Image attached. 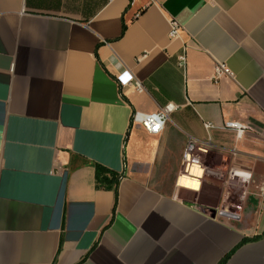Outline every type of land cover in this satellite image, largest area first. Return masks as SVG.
Returning <instances> with one entry per match:
<instances>
[{
    "label": "crops",
    "instance_id": "obj_1",
    "mask_svg": "<svg viewBox=\"0 0 264 264\" xmlns=\"http://www.w3.org/2000/svg\"><path fill=\"white\" fill-rule=\"evenodd\" d=\"M169 102L160 133L131 123ZM94 163L125 174L114 214ZM0 264H264V0H0Z\"/></svg>",
    "mask_w": 264,
    "mask_h": 264
},
{
    "label": "built area",
    "instance_id": "obj_2",
    "mask_svg": "<svg viewBox=\"0 0 264 264\" xmlns=\"http://www.w3.org/2000/svg\"><path fill=\"white\" fill-rule=\"evenodd\" d=\"M180 24L178 21L174 19L169 20V38L174 39L179 37ZM178 64L180 66H184L185 64V55L181 54L178 57ZM222 75H231L229 69L223 63H215L213 68V78L217 79ZM133 86L135 89L141 91L143 89L142 85L138 81L133 82ZM176 105L174 103H166L161 106L156 112L145 113L141 111H134L131 117V123L143 128L149 134H158L160 133L166 123L169 120V115L176 109ZM214 125L211 123H204V127L206 130H209ZM227 128H235L240 129L239 123L237 122H227L225 124ZM207 141H199L198 139L188 135L186 137L185 145L181 154L178 174L175 179V186L180 189L192 190L186 187H181L178 185L177 180L180 176H186L189 178H197L192 173L193 167H199L202 170V175L199 179L201 181L202 176L205 172V166L202 162V155L206 154L207 149Z\"/></svg>",
    "mask_w": 264,
    "mask_h": 264
},
{
    "label": "trees",
    "instance_id": "obj_3",
    "mask_svg": "<svg viewBox=\"0 0 264 264\" xmlns=\"http://www.w3.org/2000/svg\"><path fill=\"white\" fill-rule=\"evenodd\" d=\"M125 24H123L122 30H124ZM95 169V187L102 190H112L114 192V202L112 212L114 214L116 202H117V191L120 180L125 176L124 172H117L111 170L101 164L94 163Z\"/></svg>",
    "mask_w": 264,
    "mask_h": 264
},
{
    "label": "rangeland",
    "instance_id": "obj_4",
    "mask_svg": "<svg viewBox=\"0 0 264 264\" xmlns=\"http://www.w3.org/2000/svg\"><path fill=\"white\" fill-rule=\"evenodd\" d=\"M172 170H151L150 177L156 181V188L164 190L168 188V183L170 181V175ZM180 189V188H179ZM185 197L193 198V194H190V190L180 189Z\"/></svg>",
    "mask_w": 264,
    "mask_h": 264
},
{
    "label": "bare ground",
    "instance_id": "obj_5",
    "mask_svg": "<svg viewBox=\"0 0 264 264\" xmlns=\"http://www.w3.org/2000/svg\"><path fill=\"white\" fill-rule=\"evenodd\" d=\"M191 171L196 177L201 176L202 172L199 167H193ZM177 183L181 187H186L193 190L198 189L200 184L198 178H189L186 176H180L177 180Z\"/></svg>",
    "mask_w": 264,
    "mask_h": 264
},
{
    "label": "water",
    "instance_id": "obj_6",
    "mask_svg": "<svg viewBox=\"0 0 264 264\" xmlns=\"http://www.w3.org/2000/svg\"><path fill=\"white\" fill-rule=\"evenodd\" d=\"M200 210L211 218H214L217 214V211L215 209H211V208L201 207ZM220 214H222V213L220 212ZM222 215H225V214H222Z\"/></svg>",
    "mask_w": 264,
    "mask_h": 264
}]
</instances>
